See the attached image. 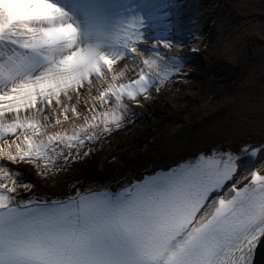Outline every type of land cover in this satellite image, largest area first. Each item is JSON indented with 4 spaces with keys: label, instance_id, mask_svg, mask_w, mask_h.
<instances>
[{
    "label": "snow or ice",
    "instance_id": "snow-or-ice-1",
    "mask_svg": "<svg viewBox=\"0 0 264 264\" xmlns=\"http://www.w3.org/2000/svg\"><path fill=\"white\" fill-rule=\"evenodd\" d=\"M174 7L0 0V264H255L264 145L202 154L119 189L18 198L33 186L13 166L63 170L130 122L131 103L186 75Z\"/></svg>",
    "mask_w": 264,
    "mask_h": 264
},
{
    "label": "bare ground",
    "instance_id": "bare-ground-1",
    "mask_svg": "<svg viewBox=\"0 0 264 264\" xmlns=\"http://www.w3.org/2000/svg\"><path fill=\"white\" fill-rule=\"evenodd\" d=\"M193 2L188 5L192 6ZM226 4L211 18L200 19L199 24L210 26V21L220 20L231 5L238 6V10L225 14V26L230 21L241 22L242 28L234 26L245 31L241 42L246 45L244 49L234 45L235 48L221 50L222 40L217 46L211 43L203 49L195 46L204 54L188 66L187 77L175 78L189 80L187 90L180 87L181 81H173L170 86L162 87L159 94L141 100L139 105L131 103L130 122L101 137L92 145L89 156L65 165L61 171L44 176L30 164L13 166L12 170L19 176L17 183L33 186L32 192L21 193L18 198L22 201L29 196L41 200L67 199L89 189H119L121 184L136 182L142 175L170 169L202 154H238L241 147L264 145V50L256 49L257 45H264V36L260 34V28L264 27V4L260 0L255 3L227 0ZM210 12L207 10L206 14ZM176 18L172 21L179 23ZM212 36L214 33H211L214 40ZM192 47H184L180 54L181 48H177L178 57L181 60L196 57ZM253 55L257 56L255 62H251ZM239 62L241 66L235 72L234 66ZM195 76L203 80L202 87ZM240 173L237 181L243 168ZM230 186L225 187L222 194L225 197Z\"/></svg>",
    "mask_w": 264,
    "mask_h": 264
},
{
    "label": "rangeland",
    "instance_id": "rangeland-1",
    "mask_svg": "<svg viewBox=\"0 0 264 264\" xmlns=\"http://www.w3.org/2000/svg\"><path fill=\"white\" fill-rule=\"evenodd\" d=\"M191 1L192 0H186L183 2L184 14H185L184 15V21H186V23L188 24V27L182 26L179 33H177L175 30L172 33L173 40L175 43H177V48H181L180 50L178 49L179 54L182 52L183 48L186 46L197 45L203 49L209 43H211L212 46L213 45L217 46V44H218V42H220V40H222V42H220V46H221L220 49L221 50H222V48H224V49L227 47L229 48V46H231L232 48H235V46L236 47L238 46V48H239L241 46L242 49H244L246 47V45L244 43L243 44L241 43L242 40H244V36H245L244 32L245 31L244 30L241 31V29L239 31L234 26V25H237L238 27H241V22L239 20L238 21H230L228 23V25L225 26V23H227L225 20V17L227 15H225V14L226 13L231 14L232 13L231 11L233 9L238 10V6H235V5L234 6L231 5L228 8L229 9L228 12L226 9L224 16H221L222 18L220 20H218V18H216L217 20L215 19L214 21H211L213 23L212 25L207 26L205 23L199 24V31L196 33L198 38L193 39L191 36V33L189 32V29H191L192 31H196V24H193L192 21L196 20L199 23L200 19L204 20L205 17H207L208 19L211 18L215 14L217 9H219V8L223 9L224 6L227 5L226 4L227 0H193L194 2L191 4L192 6H190V5H188V3L189 2L191 3ZM245 1H248V0H245ZM250 1L255 3L257 0H250ZM263 1L264 0H260V3L264 4ZM237 3H239V1ZM257 4H258V2H257ZM207 10L208 11L211 10V12L208 13V15L206 14ZM233 12L235 13V11H233ZM263 28H260V34H262L264 36V29ZM243 29H244V26H243ZM257 32H259V31H257ZM211 33H212V35L214 33V36H212L213 39L215 38L214 40H211ZM222 38H224V40ZM263 46H264L263 44L261 46L257 45L256 46L257 51H259V52L263 51L264 50ZM200 54H204V51L196 53V57H192V58L189 57L186 59H182L183 71L186 73V75H182V76H178V77L185 78L188 76L187 75L188 74V71H187L188 66L190 64H192L193 62H195L196 61L195 58H197V56H199ZM256 54L258 56V53H256ZM257 56H255V55L250 56V57H252L251 62H255L254 57H257ZM242 60H243V57H242ZM239 65L241 66L240 62L235 64V66H234L235 72H238L237 66H239ZM178 77H173L171 81H169L166 85H164L162 87L170 86L173 81H176V82L181 81L182 84H180V87H184L183 89L187 90L188 89L187 84H188L189 80L187 82H184V80H182V79H180V80L175 79ZM196 78L200 81L199 84L202 87V85H204L203 80H201L199 77H196ZM229 79H232V78L231 77L227 78V82ZM38 184H39V182H38Z\"/></svg>",
    "mask_w": 264,
    "mask_h": 264
},
{
    "label": "water",
    "instance_id": "water-1",
    "mask_svg": "<svg viewBox=\"0 0 264 264\" xmlns=\"http://www.w3.org/2000/svg\"><path fill=\"white\" fill-rule=\"evenodd\" d=\"M237 69H239V67L237 66ZM261 264H264V247H263V252H262V260H261Z\"/></svg>",
    "mask_w": 264,
    "mask_h": 264
}]
</instances>
